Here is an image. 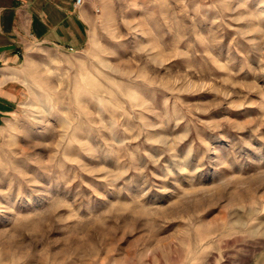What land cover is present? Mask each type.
Masks as SVG:
<instances>
[{
	"label": "rangeland",
	"instance_id": "obj_1",
	"mask_svg": "<svg viewBox=\"0 0 264 264\" xmlns=\"http://www.w3.org/2000/svg\"><path fill=\"white\" fill-rule=\"evenodd\" d=\"M0 122V264H264V0H90Z\"/></svg>",
	"mask_w": 264,
	"mask_h": 264
},
{
	"label": "crops",
	"instance_id": "obj_2",
	"mask_svg": "<svg viewBox=\"0 0 264 264\" xmlns=\"http://www.w3.org/2000/svg\"><path fill=\"white\" fill-rule=\"evenodd\" d=\"M0 0V122L23 91L24 64L33 47L78 51L94 19L90 0Z\"/></svg>",
	"mask_w": 264,
	"mask_h": 264
},
{
	"label": "built area",
	"instance_id": "obj_3",
	"mask_svg": "<svg viewBox=\"0 0 264 264\" xmlns=\"http://www.w3.org/2000/svg\"><path fill=\"white\" fill-rule=\"evenodd\" d=\"M84 2V0H75V5L80 6L82 3Z\"/></svg>",
	"mask_w": 264,
	"mask_h": 264
}]
</instances>
